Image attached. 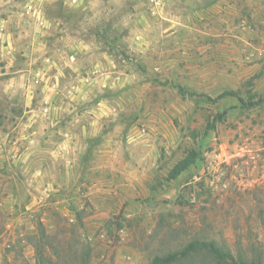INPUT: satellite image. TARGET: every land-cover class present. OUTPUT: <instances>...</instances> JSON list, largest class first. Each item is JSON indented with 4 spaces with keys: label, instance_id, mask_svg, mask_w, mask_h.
<instances>
[{
    "label": "rangeland",
    "instance_id": "1",
    "mask_svg": "<svg viewBox=\"0 0 264 264\" xmlns=\"http://www.w3.org/2000/svg\"><path fill=\"white\" fill-rule=\"evenodd\" d=\"M195 240L264 255V0H0V264Z\"/></svg>",
    "mask_w": 264,
    "mask_h": 264
},
{
    "label": "trees",
    "instance_id": "2",
    "mask_svg": "<svg viewBox=\"0 0 264 264\" xmlns=\"http://www.w3.org/2000/svg\"><path fill=\"white\" fill-rule=\"evenodd\" d=\"M205 252L209 255L215 264H264V255L260 256L255 253L252 258L242 259L236 257L228 249H224L218 245L215 241H191L187 243L183 248L176 251L169 252L162 257H159L160 264H175L181 261H185L191 256Z\"/></svg>",
    "mask_w": 264,
    "mask_h": 264
}]
</instances>
